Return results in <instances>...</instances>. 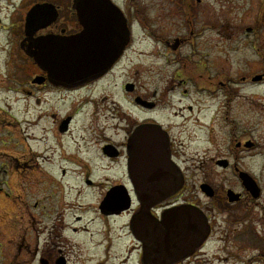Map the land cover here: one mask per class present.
Returning <instances> with one entry per match:
<instances>
[{"label":"flooded vegetation","instance_id":"obj_1","mask_svg":"<svg viewBox=\"0 0 264 264\" xmlns=\"http://www.w3.org/2000/svg\"><path fill=\"white\" fill-rule=\"evenodd\" d=\"M74 1L69 19L62 18L61 8L56 6H51L56 11L55 21L51 14H40L44 21L49 20L52 24L38 31L30 42L27 19L35 7L31 8L26 17L21 50L25 54L34 52L36 41L42 37H73L82 33ZM110 1L120 10L128 37L122 55L103 76L76 88L54 86L33 61L42 75L30 81L31 87H37L38 94L49 88L58 97L69 98L83 92L89 95L87 101L79 104L78 111L58 123L55 138L57 134L69 135L75 120L85 110L91 126H82L80 140L69 144V149L45 148L41 144L38 149H31L30 154H35V172L41 177L36 183L34 179L28 181L26 172L32 168L29 162L21 163L24 172L17 176L18 191L12 189L13 175L6 165L0 166V199L20 208V211L6 212L7 216L19 213L17 220L12 222L16 236L8 238L0 228V234L6 238H0V264H70L58 232L69 225L66 223L60 228L55 222L57 206L44 204L46 192L55 188L54 180L67 178L68 174H74L82 187L88 188L94 186L92 180L96 175L103 176L105 185L100 184L103 186L102 198L95 211L107 225H110L108 219L127 216L128 224L123 229L128 230L134 248L119 264H193L196 261L207 264L213 257L209 258L205 251L213 241L223 243L222 236L219 240L216 238L220 218L224 219L226 215L232 218V207L249 202L259 205L263 199L260 182L254 178L259 187L254 190V195L241 178L243 173L251 174L239 168L237 163L239 156L256 148L252 141L234 138V153L216 159L201 158L199 169L204 172V177L201 176L203 181L199 183L200 194L196 195L189 187L186 143L192 140L191 134L196 129L207 131L208 141L214 143V125L220 116L225 123L229 119L230 107L238 99L236 91L245 86L264 85V0ZM105 15L114 17L113 14ZM117 40L112 37L110 41ZM142 42L148 43L154 49L155 59L162 62L155 72L153 66L148 71L141 70L147 68L140 64L146 54L137 49ZM143 79L151 81L147 92L140 84ZM108 80H112L113 85H108ZM104 84L107 85L106 96L96 97L98 88ZM110 91L114 95L112 100ZM233 126L235 128L236 124ZM148 141L149 150L154 154L152 159L165 166L170 161L181 173L184 184L175 195L168 197L166 179L147 190L144 181L147 178L137 179L140 175L145 176L147 170L130 167L131 162L140 164L146 158L145 147L140 143ZM28 149L25 146L24 150L28 152ZM68 164H74L78 171L71 173ZM54 165L58 167L54 168ZM214 167L236 174L242 188L240 192L216 187L214 181L218 175ZM159 170L163 178L167 176L166 168ZM41 178L48 179L50 185ZM29 190L34 192L35 202L29 201ZM229 191L235 196L230 197ZM147 194L151 195L149 204L145 199ZM160 196L165 198L159 199ZM233 198L235 202H232ZM194 220L202 226L197 240L199 245L191 256L188 257V252L195 246L191 248L190 245L196 240L188 247L178 243L169 248L172 228L176 232L177 228L182 229ZM106 231L111 232V227L106 226ZM73 232L79 234L78 229ZM81 233L89 234L90 230L81 228ZM14 244L19 247L13 248ZM115 245L111 238L98 242V247L105 248L94 263L108 264L116 258Z\"/></svg>","mask_w":264,"mask_h":264},{"label":"rangeland","instance_id":"obj_2","mask_svg":"<svg viewBox=\"0 0 264 264\" xmlns=\"http://www.w3.org/2000/svg\"><path fill=\"white\" fill-rule=\"evenodd\" d=\"M73 1L0 0V166L6 165L7 170L13 175L10 184L14 191H18L19 178L17 176L20 175L19 172H24L21 163L29 162L28 165L32 168L30 172H26L28 181L34 179L36 183L38 177H41L35 172V154L33 156L30 154L31 149H38L40 144L45 148L56 146V148L69 149V144L80 140L79 136L82 135V131L81 133L79 131L82 126H91V122L86 116L87 110H85L86 112H83L75 120L69 135L63 137L57 134V139L55 138L58 123L68 115L74 114L79 104L88 100L89 95L83 92L69 98L66 96L58 97L49 88H45L43 94H38L37 87H31L30 81L36 76L42 75L37 66L34 65V60L20 48L25 31L26 17L31 8L36 6L60 7L63 14L62 18L69 19L68 14L71 11ZM137 49L146 54L140 59V64L147 66V68H141V70L148 71L153 66L155 72L162 62L153 56L154 49L148 43L143 42L139 43ZM150 82L147 79L141 81L140 84L144 86V92L149 89ZM107 84L113 85V81L108 80ZM105 88H107L105 84L100 86L96 97H105ZM30 93H32L31 96L28 95ZM236 93L238 99L230 107L229 119L225 123L223 117L220 116L219 121L214 125V143L208 141L207 131L199 129L193 131L192 140L190 139L186 143V153L189 159L188 168H190L188 171L189 187L193 189L195 195L200 194L199 183L203 181L201 176L204 177L202 175L204 172L199 169L201 158L209 160L224 154L227 155V153L232 154L234 153L233 149H235L232 139L236 138L237 141L246 139L252 141L256 148L239 156L238 167L250 173L251 177L260 182L263 188V199L259 205L249 202L247 205L232 207L234 213L232 218L229 215H226L224 219L220 218V223L217 226L219 235L216 238L219 240L222 236L223 243L213 241L212 245L205 251L209 258L213 257V259L207 260V264H264V224L262 223L264 220V85L245 86L244 89L236 91ZM108 94L112 100L114 95L111 91ZM37 101L40 103L36 104ZM100 102L101 100L98 101V103ZM34 105H38L37 108ZM208 118L207 115L206 120ZM234 124H236L235 128ZM25 146L30 148L28 152L24 150ZM60 165H63L62 161H60ZM73 165L68 164L71 173L78 171L77 167L75 168ZM55 167L58 165H54ZM214 168L215 174L218 175L217 180L214 181L216 187L221 189L223 186L225 191L230 188L240 192L242 188L236 174ZM2 176L5 178V173ZM102 178V175H96L92 180L94 186L88 188L85 185L82 187V183L74 174H68L67 178H56L53 182L54 190L46 192L44 204L57 206L55 222H58L59 227L60 225L64 227L66 223L69 225L62 232L59 230L58 232L64 243L63 250L70 264H95V260H98L105 248V246L98 247V242H103L109 238L116 243L113 250L116 258L110 260L108 264H119L126 257V253L134 248V244H131V239L128 237V230L123 229L128 224L127 216L108 219L110 225L97 217L98 214L95 209L97 210L102 198L101 188L103 186L100 184L105 185ZM41 181L48 185L51 183L48 179ZM28 194L29 201L35 202L34 192L29 190ZM47 196L51 198L48 199ZM12 205L16 204L0 199V228L3 231L2 234L8 235V238L16 236L12 222L17 220L19 213L7 216L6 212L20 211V208ZM106 226L111 227V232H105ZM86 227L90 233H81V228ZM74 229H78L79 234L73 232ZM17 235L19 236V234ZM0 236L2 240H6L1 234ZM18 247L19 244L13 245V248ZM56 257H58L57 254ZM89 260L92 261L89 262ZM198 262L193 264H198Z\"/></svg>","mask_w":264,"mask_h":264},{"label":"water","instance_id":"obj_3","mask_svg":"<svg viewBox=\"0 0 264 264\" xmlns=\"http://www.w3.org/2000/svg\"><path fill=\"white\" fill-rule=\"evenodd\" d=\"M74 10L77 12L79 23L83 28L82 33L73 37H42L35 43L36 50L27 52V55L34 60L54 86L76 88L103 76L122 55L127 43L126 23L120 15V10L110 0H75ZM45 13L51 14L52 21H55L57 15L53 7L37 6L30 12L27 19L30 42L38 31L44 30L52 24L49 20L42 19L41 15ZM105 14H113L114 17H108ZM112 37L119 41H110ZM140 144L145 147L146 158L140 164L137 161L131 162L130 167L132 169L134 166L139 167L141 171L145 168L147 174L140 175L137 179L147 178L144 180L147 190L166 179L169 183L168 197L175 195L184 184L181 173L170 161L165 166V163L162 164L160 161L152 159L154 154L149 150L151 147L149 141ZM162 167L167 170V176L164 178L159 170ZM154 170L157 171V174L154 173ZM241 178L246 188L255 195L254 190L257 189V186L253 179L247 174H242ZM229 194L232 197L234 193L229 192ZM150 197L151 195L147 194L145 198L147 204H149ZM164 198L165 196H160L159 199ZM232 201H235L234 198ZM201 226L200 222L194 220L182 229L177 228L176 232L172 228L173 239L168 247L177 246L178 243L188 247L193 240H196V243L190 245L191 248L195 247L188 252L189 257L199 245L197 240L200 237ZM154 248L156 250V247Z\"/></svg>","mask_w":264,"mask_h":264},{"label":"bare ground","instance_id":"obj_4","mask_svg":"<svg viewBox=\"0 0 264 264\" xmlns=\"http://www.w3.org/2000/svg\"><path fill=\"white\" fill-rule=\"evenodd\" d=\"M19 94V93H18ZM21 100V99H20ZM19 101V100H18Z\"/></svg>","mask_w":264,"mask_h":264}]
</instances>
